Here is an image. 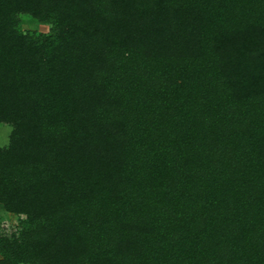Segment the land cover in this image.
<instances>
[{
  "label": "trees",
  "instance_id": "trees-1",
  "mask_svg": "<svg viewBox=\"0 0 264 264\" xmlns=\"http://www.w3.org/2000/svg\"><path fill=\"white\" fill-rule=\"evenodd\" d=\"M3 123L0 264H264V0H0Z\"/></svg>",
  "mask_w": 264,
  "mask_h": 264
},
{
  "label": "rangeland",
  "instance_id": "rangeland-1",
  "mask_svg": "<svg viewBox=\"0 0 264 264\" xmlns=\"http://www.w3.org/2000/svg\"><path fill=\"white\" fill-rule=\"evenodd\" d=\"M20 18L21 19L18 25V29L20 31L26 32L28 34L40 35V37L52 34V26L50 25V23L40 22L36 20V18H33L31 16L28 17L21 15ZM12 130V124H0V147L7 144V142L9 141L10 132H12ZM26 219L27 214L12 212V210L7 209L2 203H0V236L11 234V232L17 231L16 228H18V225H20L21 222L25 221ZM2 257V253L0 252V260L2 259Z\"/></svg>",
  "mask_w": 264,
  "mask_h": 264
}]
</instances>
